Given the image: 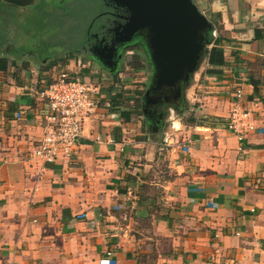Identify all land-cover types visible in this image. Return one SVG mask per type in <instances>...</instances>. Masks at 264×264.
Returning <instances> with one entry per match:
<instances>
[{"label":"crops","instance_id":"obj_1","mask_svg":"<svg viewBox=\"0 0 264 264\" xmlns=\"http://www.w3.org/2000/svg\"><path fill=\"white\" fill-rule=\"evenodd\" d=\"M24 1L0 0V264H264V0H193L216 36L167 128L163 113L141 123L132 101L119 109L113 82L91 77L94 17L62 10L78 0ZM29 6L55 22L12 43ZM211 48L224 65L208 63ZM64 69L100 106L71 159L43 163L30 156L48 126L36 92ZM236 91L240 134L226 127Z\"/></svg>","mask_w":264,"mask_h":264},{"label":"water","instance_id":"obj_2","mask_svg":"<svg viewBox=\"0 0 264 264\" xmlns=\"http://www.w3.org/2000/svg\"><path fill=\"white\" fill-rule=\"evenodd\" d=\"M108 1L127 13L118 25L119 35L140 41L151 66L141 96L144 117L150 120L153 106L180 107L183 88L211 44L213 25L208 16L193 0Z\"/></svg>","mask_w":264,"mask_h":264},{"label":"built area","instance_id":"obj_3","mask_svg":"<svg viewBox=\"0 0 264 264\" xmlns=\"http://www.w3.org/2000/svg\"><path fill=\"white\" fill-rule=\"evenodd\" d=\"M211 36H216L214 30ZM36 94L45 102L47 110L43 119L48 126L30 156L43 163L71 159L82 137L84 123L100 106L97 88L79 74L64 69ZM234 97L237 102L229 112L226 127L240 134L242 128L250 126L245 122L247 114L238 103L241 91H236Z\"/></svg>","mask_w":264,"mask_h":264},{"label":"flooded vegetation","instance_id":"obj_4","mask_svg":"<svg viewBox=\"0 0 264 264\" xmlns=\"http://www.w3.org/2000/svg\"><path fill=\"white\" fill-rule=\"evenodd\" d=\"M101 3L99 13L88 24L87 43L82 48V52L85 57H90V65H95L112 75L120 69L126 52L134 46L136 39L126 40L124 36L119 35L118 25L124 22V17L127 15L124 9L115 7L108 0H101ZM134 54L142 56L147 62L148 59L143 50ZM163 107L165 106L149 108L150 122L156 124L159 121Z\"/></svg>","mask_w":264,"mask_h":264},{"label":"rangeland","instance_id":"obj_5","mask_svg":"<svg viewBox=\"0 0 264 264\" xmlns=\"http://www.w3.org/2000/svg\"><path fill=\"white\" fill-rule=\"evenodd\" d=\"M71 6L73 8V10L71 12L68 11V8H62L63 10V14L68 12L71 14V17L73 18L76 15H85L87 18L85 20V24L86 25L90 19H92V16H96L99 13V10L101 8V1L100 0H78V4L73 5H68ZM22 11V10H21ZM43 14H42V13ZM41 12L38 10V8L29 6L27 8H25V12H22L21 14L26 15L28 20L24 21V24L22 27H20L19 31L16 32L15 35H13L12 37H15V39L12 41V43H16L19 44V41L21 38L23 37H27L30 34H36L38 33V30L40 29V23L43 21L44 27L46 26V24L48 22H55V20L51 17H47L46 15H44L45 11ZM32 16H31V14ZM29 16V17H28ZM34 17L38 18L41 17L40 21H37V19H35ZM47 21V22H46ZM69 26H66L64 30L61 31H67L69 32L70 30L68 29ZM61 31H57V34H60ZM143 45L141 44L140 41H135V44L132 48H129V50L127 52H132V53H136L138 51L143 50ZM126 52V53H127ZM128 60V56H125V63ZM147 60V59H146ZM148 62V60H147ZM149 63V62H148ZM92 71V78H95L97 80H99L100 82H103L107 87L110 86L111 84H113L115 93L120 92L123 93L125 92V90H128L129 92H134V91H140L142 94L147 86L148 80H149V75H150V66L149 64L146 65V68L144 69V71H142V73L138 76H134L132 77H128L125 76L127 73L130 72L129 67L127 66V63L124 65V68L121 69L119 71L120 77H118L119 79H116V77H111L110 74H108V72H106L105 70L99 69L97 67L91 69ZM129 78L131 80H129ZM127 80L126 82L123 83V85L121 84L122 80ZM135 81V82H134ZM110 82H113L110 84ZM112 86V85H111ZM114 93V94H115ZM130 105V104H128ZM172 107H168L165 106L163 107V109H161L163 111V120H164V127L167 128L170 126L171 121L169 120V118L171 117V115H174V117L176 116L175 111H173L172 109H170ZM138 114H140V116H142L141 123H146L143 115L141 114V109H138L137 111ZM143 121V122H142ZM142 126L144 127V125L142 124Z\"/></svg>","mask_w":264,"mask_h":264},{"label":"trees","instance_id":"obj_6","mask_svg":"<svg viewBox=\"0 0 264 264\" xmlns=\"http://www.w3.org/2000/svg\"><path fill=\"white\" fill-rule=\"evenodd\" d=\"M25 3H29L30 0H25ZM42 9H51L50 6H40ZM48 7V8H47ZM209 16V15H208ZM212 21V20H210ZM212 23V22H211ZM213 25V29H216V23H212ZM211 36V35H210ZM212 39V36H211ZM207 61L209 64H213V65H224L225 61L223 60V56H222V52L216 50L215 48H211L208 52H207ZM145 60L142 56L138 55V54H133L131 57V61L129 63V67L132 70H144L146 68V65L148 64V62H146L145 64ZM8 65V61L4 58H0V70H4L6 69ZM113 89V87H111L108 91L107 94H109V92H111V90ZM129 91H125L123 93L118 94L117 100L114 101V105L115 106H119L121 109V107H126L130 101H132V106L133 109L138 110L141 109V96L142 93L140 91H136L134 94V96L129 97L128 96ZM125 94V95H124ZM112 101V100H111ZM131 111L128 112H124V115H126V118H128V116L131 114ZM142 114V112H141Z\"/></svg>","mask_w":264,"mask_h":264}]
</instances>
